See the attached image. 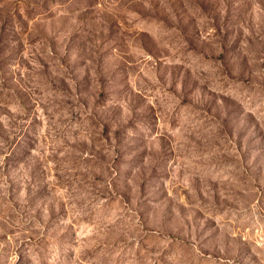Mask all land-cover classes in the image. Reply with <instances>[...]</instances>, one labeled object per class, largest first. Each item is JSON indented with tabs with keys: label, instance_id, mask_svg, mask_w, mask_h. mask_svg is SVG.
Listing matches in <instances>:
<instances>
[{
	"label": "rangeland",
	"instance_id": "obj_1",
	"mask_svg": "<svg viewBox=\"0 0 264 264\" xmlns=\"http://www.w3.org/2000/svg\"><path fill=\"white\" fill-rule=\"evenodd\" d=\"M0 264H264V0H0Z\"/></svg>",
	"mask_w": 264,
	"mask_h": 264
}]
</instances>
